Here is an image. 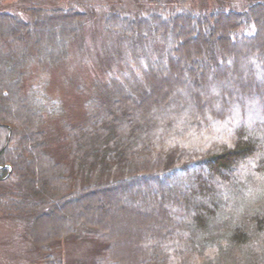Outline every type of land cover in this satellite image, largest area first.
Returning <instances> with one entry per match:
<instances>
[{"label":"trees","instance_id":"16d2710c","mask_svg":"<svg viewBox=\"0 0 264 264\" xmlns=\"http://www.w3.org/2000/svg\"><path fill=\"white\" fill-rule=\"evenodd\" d=\"M245 1L241 12L222 7L198 11L175 6L168 17L150 12L146 17L133 19L118 11L110 13L105 20L108 31L120 39H128L135 32L137 37H142V44L133 45V49L141 53L146 38L151 35L163 39L172 31L176 35H188L189 27L194 25L195 37L184 43L178 35L177 40L173 39L170 54L160 49L157 58L146 56L142 61L144 68L133 56L137 73L127 68L120 82L132 90L131 97L122 96L117 82L108 86L116 88L114 91L121 96L116 103L108 101L109 94L100 87L95 89L85 104L82 122L63 127L65 136L60 146L69 160L68 165L54 161L43 131L46 117L60 116L62 106L33 86L30 92L22 94L28 54H17L15 47L22 41V34L34 38L38 63L54 65L64 55L67 41L78 35L85 14L74 9L33 8L27 11L32 18L28 22L0 11V20L8 22L3 28L6 31L0 32V61L4 58L8 62L11 74L7 77L12 78L10 85L0 75V101L11 95L21 103H33L36 108L32 122L28 116L22 117L24 124L32 123L29 130L21 129L22 122L17 115L12 117L0 108V184L16 187L12 192L2 188L0 200L17 195L22 202L37 199L33 207L44 200L50 207L49 200L56 202L67 193H108L119 188L141 190L147 203L127 211L142 218L137 235L148 240L151 247L142 249L138 247L140 243H132L137 257L135 260L126 257L127 262L264 264V39L260 36L264 0ZM39 17L56 20L65 29L54 53H51V44H47V51L39 46L42 41V31L37 27ZM245 21L252 31L240 33L238 30ZM1 41L6 42V49ZM182 60L187 62L188 71L192 68L196 71L188 82L184 81ZM164 68L168 77L155 80L156 70ZM138 78L144 86L147 80L158 86L145 102L141 101L144 97L141 98ZM8 86L12 89L10 93ZM147 91L149 94L148 86ZM96 97L103 98L110 110L114 104L113 116L104 104L96 102ZM134 113L140 118L139 123L135 122ZM145 114L148 121L144 120ZM26 137L31 139L29 144ZM14 151L25 156L18 160L20 171L27 169L31 175L32 163L38 160L54 170L52 177L45 179L41 194L33 189L39 186L38 179L18 172ZM8 170L13 176L9 182ZM70 174L77 181L71 185L77 186L72 190L65 181V176ZM112 174L117 176L113 178ZM93 176L100 180L112 177L104 182H91L86 187L79 183ZM178 179L181 185H172ZM146 182L150 185L171 183L139 186ZM58 186H63L64 194L58 191ZM48 206L35 221L48 215L52 209ZM105 206L102 200L100 209H106ZM116 208L120 213L126 211L119 203ZM84 217L69 227L97 229V239L105 245L109 261L119 264L117 253L124 255L117 246L112 250L108 237L114 235V230L111 225L104 228L106 217L98 213ZM94 217L96 223H91ZM71 230L49 237L44 243L65 238L72 234ZM34 231L35 240L45 238L39 229ZM115 241L117 245V238Z\"/></svg>","mask_w":264,"mask_h":264},{"label":"rangeland","instance_id":"374dc122","mask_svg":"<svg viewBox=\"0 0 264 264\" xmlns=\"http://www.w3.org/2000/svg\"><path fill=\"white\" fill-rule=\"evenodd\" d=\"M245 0H0V11H6L17 15L24 21L32 22L31 15L27 12L33 8L53 10V9H74L76 11L85 14V18L80 23V30L76 37L67 39L66 46L64 48V55L54 65L48 63H38L36 58L37 49L34 45V38H28L22 34V41L17 42V54H28L26 59V66L24 67V84L22 94L30 92V88L36 87L38 90L46 95L49 99L57 101L62 106V114L58 117L47 116L43 126L45 133V140L48 144V150L50 155L54 158L55 162H61L68 165V158L62 150L61 143L65 136V130L63 127L75 126L82 122L85 112V104L93 97L95 89L100 87L101 91H105L109 94L108 101L121 99L116 93V88H108L110 85L120 87L123 97H131L132 90L127 85L120 83L127 74V68L135 71L136 64L134 63V57L139 64L144 68L142 61L144 58L151 57L157 58L158 51L163 50V53L170 54L173 39H178V35L181 37L182 42L187 43L189 40L195 37V26L189 27L190 31L188 35L175 34L173 31L163 39L161 36L154 35L152 38H146V42L143 46V51L133 49V45L140 46L141 36L137 37L135 32L131 33L128 39L119 38L115 33L108 31L105 25L106 17L118 11L122 15L130 16L134 19L138 17H146L150 12L161 14L164 17H168L171 14L173 7L191 8L192 10H212L216 7H222L227 10L243 11ZM264 16V13H263ZM8 22L0 20V32L4 33ZM37 27L42 35V41L39 42V46L47 51V44H51L54 53L58 49L60 37L65 30L62 24L56 20L49 21L46 18H37ZM260 36L264 39V24L261 25ZM177 27L174 25V29ZM241 32H251L252 27L249 22L245 21L238 30ZM144 40V38H143ZM1 45L5 48L6 42L1 41ZM27 49V51H26ZM161 49V50H160ZM156 51V53H154ZM133 53V54H132ZM155 56V57H153ZM1 60V59H0ZM0 63V75L5 78V83L12 84V78L7 77L11 72L8 69V62L4 61ZM230 64V63H228ZM181 68L185 76L186 82L189 81V76L192 73H196L195 69L188 71V65L185 60L181 62ZM194 71V72H193ZM166 73V74H165ZM166 68L163 70L157 69L155 72V80H164L168 76ZM139 89L142 90L141 101L145 102L152 93L157 91V84L154 81L147 80V85L144 86L141 80H137ZM147 86L150 87L149 94L147 93ZM8 91L12 90L8 86ZM115 90V91H114ZM172 95V92H170ZM145 94V96H144ZM10 95V94H9ZM96 102L104 104L106 111L112 114L114 104L110 107L103 103V98L96 97ZM0 108L6 109L10 116H18L22 130H29L31 127L23 123L22 117L25 115L30 118L32 122L35 116V105L31 102L21 103L19 100H15L11 95L9 98L0 101ZM113 116V114H112ZM135 122L139 123L140 118L134 113ZM144 120L148 121L147 114L144 115ZM130 121V120H129ZM27 133V132H25ZM121 135V134H120ZM26 143L31 142L30 137H26ZM32 145H34L32 143ZM61 145V146H60ZM14 148V145L12 146ZM15 165L18 172L27 174L29 178L34 180L38 179L39 186H33L36 193H42L43 183L47 177H52L53 169L44 163V161L38 160L32 163V173H28L27 169L18 168V160L25 157L23 153L14 151ZM34 160V158H33ZM11 169V168H10ZM11 170L7 171L8 181H12L13 176H10ZM55 173V172H54ZM144 173H149L145 171ZM48 174V175H47ZM113 174H120L114 172ZM112 174V175H113ZM56 175V173H55ZM65 176V181L69 183L70 190L77 186H71L75 183L76 178L74 175ZM93 175V174H92ZM18 176V173H17ZM95 176V175H94ZM89 179L85 178L83 181H79L84 187L91 184V182L101 181L110 177H103L102 180L97 178ZM117 175H113V178ZM27 177V176H26ZM25 177V178H26ZM71 177V178H70ZM15 178V175H14ZM3 181V180H2ZM77 182V181H76ZM178 182V183H177ZM180 179L174 181L172 185H181ZM171 183V182H169ZM163 185H150L149 183L141 184L139 186H168ZM3 186L0 184V193L3 192L2 188L7 191H13L15 186L12 184ZM42 186V189L41 187ZM63 186H58V191L63 192ZM141 189V188H140ZM132 189H113L111 191L103 193H92L90 191L76 193H67L63 198L58 201L49 200L50 207L52 208L48 215L41 216L36 221V216L40 213H44L48 210L45 200L40 203L39 206L33 207V203H37V199L20 201L16 195H10V197H4L0 200V264H48L49 262H60L61 264H118L113 261H109L107 254L105 253V245L97 239V229L86 226L79 230H76L74 226L69 227L70 224H76L88 213H98V216L106 217L105 226L111 225L114 230V235L108 237L112 241L113 247L117 246L121 248L124 257L117 253L119 264H131L127 262L128 257L130 260L137 257V251L135 245L132 243H140L138 247L142 249L146 246L149 250L151 246L148 244V240L137 235L142 219L136 214H129L128 208H138L143 203L145 205L146 197L141 194V190L138 192L131 191ZM73 192V191H72ZM18 199V200H17ZM57 199V198H55ZM106 202V209H100L101 201ZM48 203V204H49ZM54 203V204H53ZM126 209V211L119 212L117 205ZM49 207V206H48ZM49 207V208H50ZM142 207V206H141ZM118 210V211H117ZM142 212V211H141ZM145 211L142 212V214ZM35 218V219H34ZM91 223H96L95 217L90 220ZM109 221V222H107ZM35 223V224H34ZM98 225V224H97ZM68 227V228H67ZM75 229H74V228ZM33 228L39 229L43 233L45 238L42 240L34 239ZM102 228V227H101ZM71 230L72 234L62 239H54L50 242L44 243L49 237L59 235L62 231ZM35 232V231H34ZM114 236V239H113ZM135 237V238H134ZM117 238V245L115 239ZM136 239V240H134ZM34 240V241H33ZM42 245H37L36 242ZM40 246V247H38ZM149 252V251H148ZM123 259H122V258ZM133 264V263H132Z\"/></svg>","mask_w":264,"mask_h":264}]
</instances>
